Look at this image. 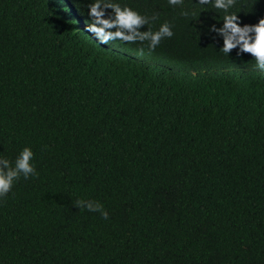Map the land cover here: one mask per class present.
I'll return each mask as SVG.
<instances>
[{"label": "trees", "instance_id": "1", "mask_svg": "<svg viewBox=\"0 0 264 264\" xmlns=\"http://www.w3.org/2000/svg\"><path fill=\"white\" fill-rule=\"evenodd\" d=\"M90 2L0 0V156L38 173L0 199V264H264V71L210 6L119 0L173 25L149 53L99 44Z\"/></svg>", "mask_w": 264, "mask_h": 264}, {"label": "clouds", "instance_id": "2", "mask_svg": "<svg viewBox=\"0 0 264 264\" xmlns=\"http://www.w3.org/2000/svg\"><path fill=\"white\" fill-rule=\"evenodd\" d=\"M172 7L182 9L181 15L188 17L205 12L209 6L217 12L223 13L221 26L211 25L209 31L222 41L221 50L228 55L233 49L237 55L250 54L255 61V68L264 71V18L256 24H243L238 16L239 12L232 11L237 0H195L194 7L201 11L196 13L183 10L185 0H167ZM90 22L86 30L92 33L99 44L110 41H121L125 44L141 45V52L146 47L151 53L160 46L165 39L174 36L173 25L165 21L153 31L151 23L157 16L142 15L131 7L123 6L119 0H91L88 4ZM110 10V11H108ZM148 26L146 31L140 29ZM34 153L30 147H24L15 157L14 163L0 156V199L6 197L14 184L23 177L25 180L38 175L33 163ZM77 207L89 212H98L107 220L108 212L103 205L95 200H78Z\"/></svg>", "mask_w": 264, "mask_h": 264}]
</instances>
